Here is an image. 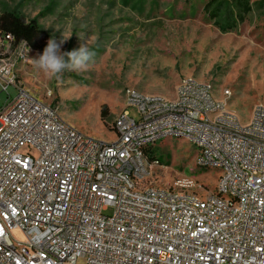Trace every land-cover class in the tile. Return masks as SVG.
I'll return each instance as SVG.
<instances>
[{"label":"built area","instance_id":"built-area-1","mask_svg":"<svg viewBox=\"0 0 264 264\" xmlns=\"http://www.w3.org/2000/svg\"><path fill=\"white\" fill-rule=\"evenodd\" d=\"M23 46L1 35L0 66L34 52L19 55ZM7 86L16 93L0 107V264H264L263 105L241 121L227 90L192 76L168 98L127 88L104 140L21 86L14 67L0 74ZM166 137L185 138L199 167L218 170L214 191L145 183L158 159L144 150Z\"/></svg>","mask_w":264,"mask_h":264},{"label":"rangeland","instance_id":"rangeland-1","mask_svg":"<svg viewBox=\"0 0 264 264\" xmlns=\"http://www.w3.org/2000/svg\"><path fill=\"white\" fill-rule=\"evenodd\" d=\"M205 1L0 0V10L17 6L50 32L62 38L71 34L61 53L81 44L95 52L87 70H65L59 79L33 67L32 59L40 55L35 51L17 61L14 72L21 86L54 106L66 122L111 140L110 122L127 88L168 98L182 78L192 76L209 82L216 94L227 90V109L241 121L255 105L264 106V12L252 3L234 29L221 32L206 17ZM6 93L0 89V107L16 90L7 86ZM102 103L105 120L99 117ZM128 111L136 116L133 108ZM150 148L158 160L147 168L146 184H177L200 195L214 191L218 170L199 167L188 140L166 137Z\"/></svg>","mask_w":264,"mask_h":264},{"label":"trees","instance_id":"trees-1","mask_svg":"<svg viewBox=\"0 0 264 264\" xmlns=\"http://www.w3.org/2000/svg\"><path fill=\"white\" fill-rule=\"evenodd\" d=\"M264 12V0H206L204 9L206 17L221 32L234 29L243 20L244 15L251 9V4ZM48 8V7H47ZM264 16V14H263ZM10 34L14 42H27V46L36 53L42 54L50 38L60 43L62 36L58 32H50L37 21V16L26 19L17 6L2 7L0 10V36ZM62 43H60L61 47ZM108 115L104 103L99 106V117L105 120ZM110 129V127H109ZM147 161L156 158L149 147L144 150Z\"/></svg>","mask_w":264,"mask_h":264},{"label":"clouds","instance_id":"clouds-1","mask_svg":"<svg viewBox=\"0 0 264 264\" xmlns=\"http://www.w3.org/2000/svg\"><path fill=\"white\" fill-rule=\"evenodd\" d=\"M70 35L60 39V43H63ZM60 43H57L55 38H50L42 54L39 55L38 58L32 59L33 67L39 72H42L50 80L59 79L65 70H87L89 62L92 61L95 56V52L83 44L77 49L61 53ZM28 51L27 42L25 41L23 48L18 54L26 55ZM13 67V64L0 66V74L11 77Z\"/></svg>","mask_w":264,"mask_h":264}]
</instances>
